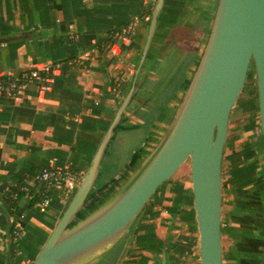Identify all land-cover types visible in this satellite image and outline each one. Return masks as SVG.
Listing matches in <instances>:
<instances>
[{"label": "crops", "instance_id": "crops-1", "mask_svg": "<svg viewBox=\"0 0 264 264\" xmlns=\"http://www.w3.org/2000/svg\"><path fill=\"white\" fill-rule=\"evenodd\" d=\"M156 3L0 0V76L55 65L51 89L39 91L31 85L14 98H0V264L35 261L73 197L54 191L41 206L38 173L47 165L68 164L84 175L134 83L137 89L92 191L100 194L98 200L120 187L171 125L209 38L219 0H164L144 54L151 23L147 10H154ZM137 18L141 21L132 33L108 44L114 29ZM136 131L146 140L123 159L126 142ZM119 172L122 176L111 185ZM172 177L158 187L120 240L90 263L108 252L110 264H163L165 252L167 264H200L191 182L180 178L171 183ZM12 186L22 191L13 214L5 202ZM225 231L233 235L230 227ZM225 231L224 264L239 254L230 249L227 255ZM248 231L244 242L264 251V229L257 238L254 230Z\"/></svg>", "mask_w": 264, "mask_h": 264}, {"label": "water", "instance_id": "water-1", "mask_svg": "<svg viewBox=\"0 0 264 264\" xmlns=\"http://www.w3.org/2000/svg\"><path fill=\"white\" fill-rule=\"evenodd\" d=\"M163 2L157 0L154 7L144 54ZM251 64L256 71L259 132L264 144V0H219L202 56L166 133L116 191L98 200L100 194L92 191L116 127L137 89L134 83L33 264H86L101 256L130 229L158 187L187 161L200 264H224V151L231 113ZM122 174L117 173L110 184ZM162 263L167 264L165 252Z\"/></svg>", "mask_w": 264, "mask_h": 264}, {"label": "rangeland", "instance_id": "rangeland-1", "mask_svg": "<svg viewBox=\"0 0 264 264\" xmlns=\"http://www.w3.org/2000/svg\"><path fill=\"white\" fill-rule=\"evenodd\" d=\"M256 89V71L254 65L251 64L247 83L231 113L223 160L225 188L223 221L226 229L230 227V230H233L231 227L233 225L238 231L235 232L239 233L242 228H251L254 230L253 237L255 238L263 235L264 229V144L259 132ZM142 136V131H136L130 135L123 151V159L126 154L132 153L135 148L144 144L146 135ZM190 175V161H187L178 169L170 182L175 183L180 178L190 180ZM234 212H247L248 215L241 217ZM225 233L224 246L227 255L230 254V249L234 252L235 249H241L250 254L245 256L241 252L240 256L238 254L236 257L233 256L235 257L233 260L227 257L226 264H264L262 249L254 250V246L247 245L248 250H246V245L241 242L248 239L238 234L231 235L228 231ZM107 256L108 252L97 262L90 264H110ZM253 256H256L257 260L253 259Z\"/></svg>", "mask_w": 264, "mask_h": 264}, {"label": "built area", "instance_id": "built-area-1", "mask_svg": "<svg viewBox=\"0 0 264 264\" xmlns=\"http://www.w3.org/2000/svg\"><path fill=\"white\" fill-rule=\"evenodd\" d=\"M140 21V18H137L123 25L115 31V36L118 38L119 36L129 35L137 28ZM54 66L48 64L23 70L13 75L0 76V98H14L31 85L36 86L39 91L51 89ZM82 178L83 174L68 164L44 166L37 176L38 182L41 184V189L38 191L41 196L39 204L41 206L47 205L50 202L51 193L54 191L66 197L72 196ZM16 234H19L18 230H16ZM14 264H33V262L26 259Z\"/></svg>", "mask_w": 264, "mask_h": 264}, {"label": "trees", "instance_id": "trees-1", "mask_svg": "<svg viewBox=\"0 0 264 264\" xmlns=\"http://www.w3.org/2000/svg\"><path fill=\"white\" fill-rule=\"evenodd\" d=\"M152 12H153V7H149V9L147 10V15H148V17H147V22H151V14H152ZM115 31H116V29H114L113 30V32L111 33V35H110V39H109V41H108V44H111V45H113L114 43H115V41L117 40V37L115 36ZM87 59H89V58H86V59H84V60H87ZM82 60V59H81ZM80 59H79V61H81ZM78 62V61H77ZM16 193H17V195H16ZM21 193H22V191L20 190L19 191V188H18V186H12V187H10L7 191H6V196H5V202L7 203V205H8V209H9V212L11 213V214H13L14 212H15V207H16V205H17V199H18V197L21 195ZM38 196V199H41V196L38 194L37 195ZM241 209V208H240ZM236 215H238V216H243V215H245V216H247L248 214H247V212H234ZM13 229H14V226H13ZM226 230V226H225V224H223V232ZM231 231H233V234H238V235H240V237L242 236H244V235H248L249 233V231H248V229H245V228H242L241 230H240V232L239 233H237L238 231L236 230V228H234L233 227V230H231ZM235 231H237V232H235ZM15 240V239H14ZM16 242L17 241H14L13 242V244L15 245L16 244ZM241 244H244V245H246V250H248V247H247V245H249V244H253V243H247V242H241ZM254 247H256L255 245H253ZM244 249V248H243ZM241 252L246 256V255H250L249 254V252L248 251H244V250H241V249H239V254H241ZM238 254V255H239ZM240 256V255H239ZM247 257H245V259H246Z\"/></svg>", "mask_w": 264, "mask_h": 264}]
</instances>
